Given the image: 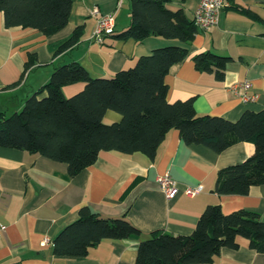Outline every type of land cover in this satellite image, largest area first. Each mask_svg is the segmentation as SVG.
Instances as JSON below:
<instances>
[{"label": "crops", "instance_id": "1", "mask_svg": "<svg viewBox=\"0 0 264 264\" xmlns=\"http://www.w3.org/2000/svg\"><path fill=\"white\" fill-rule=\"evenodd\" d=\"M200 1L177 0L172 6L194 20ZM227 1L218 25L209 32L198 30L188 59L171 68L166 83L170 103L192 100L199 116L236 122L246 111L264 109V0ZM95 8L116 14L115 34L103 45L91 40ZM131 22L129 0H73L67 26L51 36L33 29H8L0 12V114L20 112L60 66L79 63L93 78H111L155 49L178 44L156 36L143 41L119 39ZM78 28L82 30L79 41L58 53ZM208 52L230 58L224 79L196 69L194 58ZM30 54L37 58L32 66H28ZM244 83L251 85L247 94L256 97L250 103L243 101L244 90H233ZM84 86L69 85L63 92L72 97ZM121 120L120 114L109 111L104 122L111 125ZM254 151L253 144L239 143L217 153L205 145L185 144L179 131L172 130L155 158L140 152H102L94 165L70 177L67 164L0 147V223L6 226L0 240V264H135L140 243L136 239L104 241L85 258L55 254V238L78 219L83 207L106 219L125 217L144 239L155 231L190 235L203 212L214 205L225 214L255 212L264 221V184L244 196L216 192L218 172L244 162ZM166 174L180 190L173 200L158 183V177ZM198 185L203 186L200 195H184L187 187ZM239 243L238 249L224 248L212 264H264V253L251 249L246 239Z\"/></svg>", "mask_w": 264, "mask_h": 264}, {"label": "trees", "instance_id": "2", "mask_svg": "<svg viewBox=\"0 0 264 264\" xmlns=\"http://www.w3.org/2000/svg\"><path fill=\"white\" fill-rule=\"evenodd\" d=\"M177 0H129L131 26L118 35L121 40L143 41L150 36L178 44L155 49L136 65L111 78H93L79 63L55 69L50 81L28 98L22 110L0 114V147L47 157L68 166L70 177L94 165L102 152L132 155L140 152L155 158L172 130L187 145H205L217 153L239 143H251L255 151L242 163L221 169L216 192L247 195L264 184V109L246 111L236 122L222 117L199 116L192 100L170 103L166 78L173 66L186 61L189 45L198 32L195 20L183 9L168 5ZM73 0H0V12L8 29H33L46 36L63 30L70 19ZM74 35L58 50L75 45ZM230 58L202 53L194 58L201 72H215L224 79ZM37 62L29 55L28 66ZM83 83L82 91L66 97L63 88ZM109 111L122 116L119 123L105 124ZM140 240L135 264H212L224 248L238 249L239 240L264 253V221L259 214L238 210L225 214L209 206L192 234L171 235L163 231L143 233L128 219H106L83 207L78 219L54 240L57 256L85 258L104 241Z\"/></svg>", "mask_w": 264, "mask_h": 264}, {"label": "built area", "instance_id": "3", "mask_svg": "<svg viewBox=\"0 0 264 264\" xmlns=\"http://www.w3.org/2000/svg\"><path fill=\"white\" fill-rule=\"evenodd\" d=\"M122 1V0H121ZM227 0H201L195 11L194 20L198 30L202 32H209L212 28L218 25L221 12L228 6ZM93 16L96 20V26L92 35V41L103 45L108 36L115 34L116 28V14H103L99 8L93 10ZM251 85L244 83L236 85L233 90L239 92L244 90L242 95L245 103H250L256 99L255 96L247 94ZM158 183L169 200H173L180 195L178 183L169 175L158 177ZM203 192V186L187 187L184 190V195L189 198H194ZM6 231V226L0 223V240Z\"/></svg>", "mask_w": 264, "mask_h": 264}, {"label": "rangeland", "instance_id": "4", "mask_svg": "<svg viewBox=\"0 0 264 264\" xmlns=\"http://www.w3.org/2000/svg\"><path fill=\"white\" fill-rule=\"evenodd\" d=\"M172 9H174V11H176L177 10V8H175V6H172V4H171V6H170Z\"/></svg>", "mask_w": 264, "mask_h": 264}]
</instances>
